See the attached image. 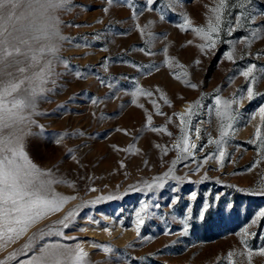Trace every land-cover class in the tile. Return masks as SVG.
<instances>
[{"label": "rangeland", "instance_id": "1", "mask_svg": "<svg viewBox=\"0 0 264 264\" xmlns=\"http://www.w3.org/2000/svg\"><path fill=\"white\" fill-rule=\"evenodd\" d=\"M218 4L70 0L44 15L16 9L27 16L18 27L31 22L40 35L34 29L58 23L66 37L53 41L63 62L54 61L34 111L25 109L33 123L23 143L33 164L65 181L52 193L75 199L0 240V262L28 264L48 245L79 244L87 264H264L256 254L264 247V0H226L215 46L201 48L209 41L195 29L215 23ZM27 66L7 71L22 79L38 70L17 72ZM16 95L32 99L23 88ZM189 106L185 127L178 114ZM182 132L196 145L187 153L175 147Z\"/></svg>", "mask_w": 264, "mask_h": 264}, {"label": "snow or ice", "instance_id": "2", "mask_svg": "<svg viewBox=\"0 0 264 264\" xmlns=\"http://www.w3.org/2000/svg\"><path fill=\"white\" fill-rule=\"evenodd\" d=\"M152 2V0H149ZM70 0H0V240L7 239L11 241L18 238L28 231L30 225L38 219L43 218L48 213L58 212L63 205L73 196H59L52 193L51 186L54 183H62L65 181L54 177L51 169H41L37 167L28 158L24 151V136L27 134L25 127L30 121L29 116L24 114L25 109H35L34 98L42 93L45 89L43 84L53 74L54 61L61 60L58 55L59 47L55 40H64L60 34L58 23H47L44 29H34L40 31V35L32 34L29 29H33L31 22L22 24L27 20L26 15H17L16 9L23 4L31 10V13L39 11L41 15L48 13L49 9L55 10L65 8ZM226 6V0H219L217 7L211 9L215 15V23L210 19L207 30L204 28L195 29L198 34H202L209 41L207 44H201V48H212L215 46L216 39L214 33H219L222 24L223 9ZM55 20V17H49ZM185 25L191 26V21L185 19ZM184 27V25H181ZM144 29H141L143 32ZM43 39L48 43L40 44L39 48H33L32 41ZM47 54V58H46ZM23 57V60L20 59ZM232 53H228V59H232ZM25 61L28 62L27 67H18L17 72L23 74L29 69H38L32 72L31 76L24 75L23 78L13 76L12 72L7 71L14 65H20ZM41 61L43 63H41ZM61 62H63L61 60ZM198 62V61H197ZM252 67L243 73L245 76H251ZM79 75V73H77ZM27 85V86H25ZM191 87H196L192 84ZM27 93L32 99L26 103L24 98L18 97L21 89ZM248 98L252 99L255 95L254 89H247ZM151 95V93H148ZM217 104L220 98L217 97ZM95 103V101H94ZM225 110L227 105L224 106ZM259 112L264 115V106H261ZM192 114V108L189 106L186 113L178 114L181 119V125L186 127L187 121L185 116ZM224 111L218 110L217 115L223 116ZM231 125H222L221 136L227 135V128ZM12 128L13 131L8 135H4V129ZM197 135L199 129H196ZM257 136H260L259 129ZM190 135L182 132L180 142L175 147L181 148L182 152H189L190 148H195L194 143L190 144ZM63 137H59L56 143H61ZM211 142V141H210ZM219 143V141H217ZM261 147L264 148V141H261ZM71 151V150H69ZM221 159L223 152L220 153ZM94 190V189H93ZM210 205L205 204L200 218L203 219L204 212ZM147 205H144L139 212L136 213V229L139 232L140 227L144 223L141 213L145 211ZM73 213H69L65 220H68ZM264 216V211L260 213ZM64 223V221H61ZM67 227V224L64 225ZM30 247V245H28ZM110 252V248H105ZM245 255V253H240ZM256 254L264 255V247H261ZM253 251L249 249L246 257L251 261ZM228 256H233L232 252ZM88 253L84 248L77 244L75 247L65 245H48L41 252L40 256L33 257L28 264H87ZM3 264V262H0ZM232 264H236L233 260Z\"/></svg>", "mask_w": 264, "mask_h": 264}]
</instances>
